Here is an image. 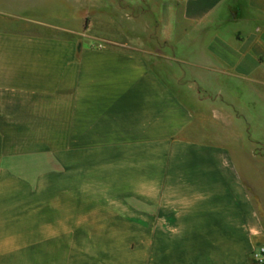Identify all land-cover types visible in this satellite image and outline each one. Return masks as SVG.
I'll use <instances>...</instances> for the list:
<instances>
[{
  "label": "crops",
  "instance_id": "obj_1",
  "mask_svg": "<svg viewBox=\"0 0 264 264\" xmlns=\"http://www.w3.org/2000/svg\"><path fill=\"white\" fill-rule=\"evenodd\" d=\"M263 126L264 0H0V264H261Z\"/></svg>",
  "mask_w": 264,
  "mask_h": 264
},
{
  "label": "rangeland",
  "instance_id": "obj_2",
  "mask_svg": "<svg viewBox=\"0 0 264 264\" xmlns=\"http://www.w3.org/2000/svg\"><path fill=\"white\" fill-rule=\"evenodd\" d=\"M256 128V129H255ZM255 129V132H254ZM262 134V139H264V126L258 130L257 127H251V135L254 134ZM256 136V135H255ZM253 138H258V136L253 137ZM264 144V143H263ZM241 161V166H244L246 168V171L249 172V174L245 175L251 183H253L254 192L253 194H257L260 198L264 200V158L260 159H238ZM260 161V162H258ZM138 256H141L140 254ZM76 260V259H75Z\"/></svg>",
  "mask_w": 264,
  "mask_h": 264
},
{
  "label": "built area",
  "instance_id": "obj_3",
  "mask_svg": "<svg viewBox=\"0 0 264 264\" xmlns=\"http://www.w3.org/2000/svg\"><path fill=\"white\" fill-rule=\"evenodd\" d=\"M255 258L259 263H264V247H261L258 251L255 252Z\"/></svg>",
  "mask_w": 264,
  "mask_h": 264
}]
</instances>
